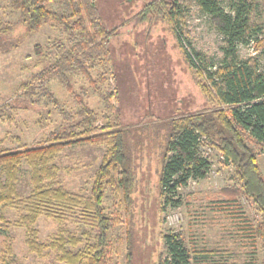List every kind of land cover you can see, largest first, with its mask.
<instances>
[{"label":"rangeland","instance_id":"obj_1","mask_svg":"<svg viewBox=\"0 0 264 264\" xmlns=\"http://www.w3.org/2000/svg\"><path fill=\"white\" fill-rule=\"evenodd\" d=\"M92 1L105 27L113 30L104 53L88 68L95 86L75 70L67 75L69 87L52 78L46 82L50 95L38 93L40 100L30 104L20 96L21 86L54 62L53 46L70 47L74 41L56 21H44L36 31H29L10 0H0V107L14 106L9 108V116H0V149L43 140L64 123L61 111L74 114L87 105L99 126L109 125L125 133L131 157L128 195L114 187L104 191L102 204L113 219L107 232L106 264H158L166 256L162 236L167 232L180 233L186 243L193 239L199 246L217 249L221 254L218 264H246L250 248L221 208L222 200L236 198L250 218L258 217V211L245 194L236 168L220 151L205 141L203 148L211 162L206 176L190 179L172 199L159 193L172 118L217 106L201 89L202 78L186 60L171 23L160 10L172 0ZM219 1L228 8L226 0ZM187 4L183 19L186 42L195 50L217 56L220 35L214 19L199 12L192 0ZM256 8L264 36V0H256ZM238 52L243 58L255 54L252 46H240ZM248 144L264 179V145ZM104 151V144L65 147L54 160L59 183L88 197ZM17 189L21 198L30 192L26 164L21 166ZM23 213L15 206L0 207V264H65L50 247L38 253L29 249L27 228L17 223ZM33 228L36 241L43 244L64 231L82 238L81 246L87 232V227L72 218L59 221L45 215L37 217ZM256 256L262 258L259 248Z\"/></svg>","mask_w":264,"mask_h":264},{"label":"trees","instance_id":"obj_2","mask_svg":"<svg viewBox=\"0 0 264 264\" xmlns=\"http://www.w3.org/2000/svg\"><path fill=\"white\" fill-rule=\"evenodd\" d=\"M188 1L172 0L160 10L171 23L186 60L202 78L201 89L217 106L172 118L159 175V193L162 198L172 199L190 179L206 176L211 165L203 148L207 141L227 163L233 164L245 194L256 205L255 218L246 214L244 205L236 198L222 200L221 208L233 219L237 233L250 248L246 264H264V179L256 154L248 144L261 148L264 145V36L257 21L256 0H226L228 8L219 0H192L199 12L215 21L220 35L217 56L195 50L186 42L183 19ZM10 5L20 11L29 31H36L44 21H56L74 41L70 47L58 43L51 48L54 62L21 86L23 99L36 104L40 100L38 93L50 95L46 82L52 78L69 87L67 75L75 70L95 86L88 68L95 65V57L104 53L113 30L105 27L92 0H10ZM240 46H252L255 54L240 57ZM13 107H0V116H9V108ZM61 114L64 123L49 131L43 140L0 149V207L23 209L17 223L27 228L26 242L31 251L38 253L50 247L65 264H106L107 232L113 219L102 204L104 191L108 187L119 188L127 196L130 190L131 157L125 133L109 125L99 126L95 112L84 104L74 114ZM82 143L105 145L88 197L70 192L59 183L54 162L65 147ZM22 164L29 169L31 187L24 198L17 189ZM40 215L59 221L72 218L87 227L84 244L78 246L82 238L64 231L49 244L37 242L33 224ZM162 239L166 256L158 264L219 263L216 259L221 254L217 249L199 246L193 239L186 243L178 232L164 233ZM258 248L260 260L256 256Z\"/></svg>","mask_w":264,"mask_h":264}]
</instances>
